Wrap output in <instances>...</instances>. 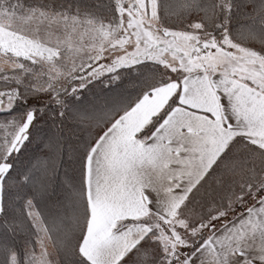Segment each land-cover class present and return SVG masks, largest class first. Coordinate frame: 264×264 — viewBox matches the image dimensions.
<instances>
[{"label": "snow or ice", "instance_id": "obj_1", "mask_svg": "<svg viewBox=\"0 0 264 264\" xmlns=\"http://www.w3.org/2000/svg\"><path fill=\"white\" fill-rule=\"evenodd\" d=\"M0 264H264V0H0Z\"/></svg>", "mask_w": 264, "mask_h": 264}]
</instances>
